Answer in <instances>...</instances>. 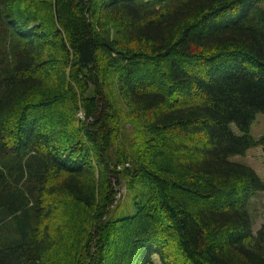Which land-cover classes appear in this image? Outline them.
<instances>
[{"label": "trees", "instance_id": "1", "mask_svg": "<svg viewBox=\"0 0 264 264\" xmlns=\"http://www.w3.org/2000/svg\"><path fill=\"white\" fill-rule=\"evenodd\" d=\"M259 113L264 0H0V264H264Z\"/></svg>", "mask_w": 264, "mask_h": 264}, {"label": "rangeland", "instance_id": "2", "mask_svg": "<svg viewBox=\"0 0 264 264\" xmlns=\"http://www.w3.org/2000/svg\"><path fill=\"white\" fill-rule=\"evenodd\" d=\"M78 121L85 120L84 111L80 110L77 114ZM125 124V130L123 132V136L127 140L138 141L144 140L147 136H145L144 132H142L141 128L138 127L137 123L133 121ZM231 129L237 135H242L239 127L235 123H231ZM251 135L254 139L259 140L264 136V114L259 113L256 116L252 126H251ZM143 143V142H142ZM231 161L240 163L246 166L253 168L260 179L264 182V145H259L252 147L247 151L245 155H236L230 158ZM129 164H127L128 166ZM119 169H122V166H119ZM118 193L116 195V201L113 205L119 206L112 210L111 218H119L122 216L129 215L130 212L122 213L121 211L125 207H129V203L131 201L132 195L129 192L127 186L124 183L122 188H118ZM249 212L251 219L253 221V231L256 235L261 225L264 223V192H260L256 194L250 201L249 204ZM132 214V213H131ZM153 264H163L158 255L153 256Z\"/></svg>", "mask_w": 264, "mask_h": 264}, {"label": "clouds", "instance_id": "3", "mask_svg": "<svg viewBox=\"0 0 264 264\" xmlns=\"http://www.w3.org/2000/svg\"><path fill=\"white\" fill-rule=\"evenodd\" d=\"M13 7H17V5H13Z\"/></svg>", "mask_w": 264, "mask_h": 264}]
</instances>
